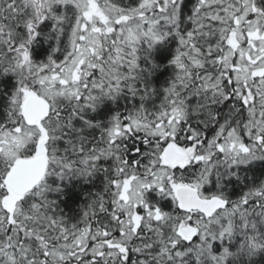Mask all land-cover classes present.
Masks as SVG:
<instances>
[{"label": "snow or ice", "instance_id": "1", "mask_svg": "<svg viewBox=\"0 0 264 264\" xmlns=\"http://www.w3.org/2000/svg\"><path fill=\"white\" fill-rule=\"evenodd\" d=\"M0 264H264V0H0Z\"/></svg>", "mask_w": 264, "mask_h": 264}]
</instances>
